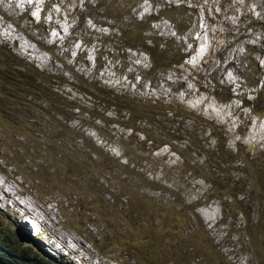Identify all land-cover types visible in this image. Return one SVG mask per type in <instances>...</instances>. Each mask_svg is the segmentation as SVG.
<instances>
[{"label": "rangeland", "instance_id": "374dc122", "mask_svg": "<svg viewBox=\"0 0 264 264\" xmlns=\"http://www.w3.org/2000/svg\"><path fill=\"white\" fill-rule=\"evenodd\" d=\"M61 1L58 3H64L65 9L67 5L75 6L79 0ZM55 5L56 0H0L3 21L0 46L12 48L16 57L34 66L39 64L44 70L55 67L47 53L50 50L57 61L75 65L79 72L86 73L85 61L94 67V50L74 42L78 38L61 21L62 13ZM40 9H43L41 14ZM143 9V17L151 14L158 19L153 28L163 39L174 37L176 28L184 32L178 43L182 64L177 72L168 75L170 85L162 84L161 89H172L178 93L175 99L184 109L220 124L217 132L226 138V161L231 163L215 168L207 157L186 153L182 166L181 159L165 152L166 161L160 163V171L165 169L164 177L168 175L175 182L183 167L182 184L171 187L172 192L144 190L145 197L140 199L136 198L137 188L131 182L133 196L126 206L116 209L112 202L92 203L89 194L69 185L67 171L61 167L63 163L47 156L18 159L20 144L6 129L0 113V199L5 201L0 202V234L7 239L15 236L21 245H32L34 248L26 254L37 263L43 260L49 264H80L79 255L85 257L90 252L95 261L100 259L106 264H260L257 245L264 236V119L256 116L259 114L255 109L246 106L254 103L256 92L259 93L256 99L264 104V77L260 79L263 85L259 84L257 89H248L246 82L251 77L249 70L253 63L264 73V0H144ZM246 45L250 46L249 51L243 52ZM199 47L206 53L200 49L205 55L198 61L194 53ZM246 58L250 61H244ZM139 60L137 54L129 52L117 60L102 53L100 77L112 87L124 90L129 78L138 74ZM75 67H70V71H76ZM0 94L3 93L0 91ZM229 94L235 100L227 104L219 102L218 98L226 99ZM243 98L246 103L241 105L237 101ZM0 105L13 107L14 102L0 98ZM82 119L86 124L81 136L90 135L97 142L98 134L92 128L94 121H87L85 116ZM256 126L254 135L251 131ZM195 134L204 143L205 132L199 130ZM253 139L258 140L253 142ZM208 143L213 145L211 140ZM88 150L93 152L90 146ZM89 157L86 151L84 164L76 165L79 172L89 167ZM71 158L76 155L72 154ZM18 162L20 166H13ZM151 162L158 165L155 157ZM193 164L211 171L210 179L217 185L215 190L231 189L225 192L230 197L222 200L231 217L222 220L218 202L208 198L210 185L200 179L194 181L189 168ZM94 168H89L85 182L90 192H96ZM159 179L162 184V174ZM3 187L12 193H2ZM14 193L23 197L21 203L10 202ZM250 193L258 196L260 202L250 200ZM174 197L177 200L172 203ZM253 203L260 205L259 225L240 213ZM12 204L16 207L6 208ZM32 208L40 210L50 224L46 226V235L40 238H35L31 226L27 227V219L36 222L37 213ZM24 212L26 221L22 219ZM53 236L72 253L70 260L63 250L57 252L52 248L56 244L51 245L48 240ZM74 243L79 249H74ZM15 257L28 261L17 254Z\"/></svg>", "mask_w": 264, "mask_h": 264}, {"label": "trees", "instance_id": "16d2710c", "mask_svg": "<svg viewBox=\"0 0 264 264\" xmlns=\"http://www.w3.org/2000/svg\"><path fill=\"white\" fill-rule=\"evenodd\" d=\"M58 2L63 1L56 0L55 5L62 13L61 21L78 38L74 42L94 49L96 66L91 68L85 61L87 72H79L75 65L67 66L57 61L51 52L55 67L40 71L16 57L12 48L0 46V91L3 93L0 98L14 102L13 107L0 105V113L6 129L20 144L21 151L16 153L18 159L47 156L63 163L61 167L67 171L69 185L89 194L92 203L112 202L116 209L126 206L133 196L131 182L135 183L136 198L140 199L145 197L144 190L172 192L165 183L161 184L160 172L156 169L157 166L160 168L164 158L155 157L157 166L151 162L154 155L164 152L165 148L181 159L182 166L186 153L207 157L215 168L222 167L225 162L231 163L226 161L228 152L224 134L217 132V127H221L184 109L175 99L177 92L167 87L169 93L161 89L162 84L170 85L168 75L177 72L182 64L178 43L183 31L176 28L174 37L163 39L153 28L158 19L152 15L141 16L143 0H79L75 6L67 5V12L63 7L65 4ZM245 48L244 52L248 49ZM126 52L144 57L145 62L137 67L138 74L129 78L127 88L121 90L100 77L103 68L100 55L105 53L117 60L123 59ZM70 67H75L76 71H70ZM250 72L247 81L253 88L257 86V71ZM228 98L218 99L228 102ZM261 104L252 108L256 114L264 115ZM84 116L87 121H94L92 128L98 134L97 142L90 135L87 138L81 136L85 131ZM199 130L205 132L204 143L195 134ZM209 140L213 145L208 143ZM89 146L93 152L88 150ZM86 151L90 153V165L82 173L76 165L84 164ZM72 154L76 158H71ZM107 163L106 168L98 167ZM13 166H20V163ZM91 166H96L93 171L96 192L85 187ZM189 168L194 181L200 179L210 185L208 198L218 201L223 215L227 216L222 199L230 197L225 192L231 189L215 190L217 185L210 179L211 171L197 164ZM184 173L182 167L180 176ZM180 176L179 173L176 175L177 185L182 184ZM248 198L260 202V198L251 193ZM176 200L174 197L171 202ZM258 210L260 205L253 203L240 213L259 225ZM31 250L23 248L14 238L7 239L0 234V261L3 264H49L43 260L41 263L32 261L26 254ZM257 253L261 257L260 264H264V236L258 241ZM15 254L28 261L18 260Z\"/></svg>", "mask_w": 264, "mask_h": 264}, {"label": "clouds", "instance_id": "9594fccd", "mask_svg": "<svg viewBox=\"0 0 264 264\" xmlns=\"http://www.w3.org/2000/svg\"><path fill=\"white\" fill-rule=\"evenodd\" d=\"M56 7V6H55ZM143 7H144V0H143V4H142V12H141V16H143L144 15V9H143ZM179 9V8H178ZM43 11V9H40V11H39V14H41V12ZM149 15H151V14H149ZM148 15V16H149ZM145 17V16H144ZM197 18V15L195 14V19ZM0 20L2 21V19H1V16H0ZM3 25V21L2 22H0V25ZM263 33H264V29H263ZM61 39V38H60ZM76 42H78V43H81V42H79V41H76ZM264 44V43H263ZM245 47H249L250 48V46L249 45H246ZM244 47V48H245ZM84 49H90V48H85L84 47ZM91 49H93V48H91ZM200 47H199V49H197L196 51H195V55H194V57L199 61L201 58L199 57V58H197V54H199V52H200ZM94 50V49H93ZM201 50H203V49H201ZM242 50H243V48H242ZM45 51V50H44ZM50 51V50H49ZM47 52V53H49V55L51 56V63H52V61L54 62V65H56L55 64V60H53L54 59V57L52 56V54H51V51L50 52ZM205 53H206V50H203ZM249 50L247 49L245 52H248ZM244 52V51H243ZM12 53L13 54H15V52H14V50L12 49ZM30 56H32L31 54H29ZM205 55V54H204ZM139 56V55H138ZM251 56V55H250ZM33 57V56H32ZM185 58L187 57V56H184ZM94 59H95V57H94ZM93 59V60H94ZM139 62H138V64L139 65H142V63L143 62H145L144 61V59H143V57H141V56H139ZM143 59V60H142ZM247 60H249L250 61V59L249 58H246ZM251 59H252V56H251ZM182 61H183V56H182ZM27 62H29V61H27ZM30 63V62H29ZM94 63V62H93ZM32 65V64H31ZM51 66H52V64H50ZM34 66V65H33ZM96 65H94V67H95ZM181 66V65H180ZM179 66V67H180ZM247 66V65H246ZM256 66H257V68H256ZM35 68H37L38 70H40V71H42V70H44V69H42L41 68V66L39 65V64H35V66H34ZM139 67V66H138ZM178 67V68H179ZM248 67V66H247ZM177 68V69H178ZM248 70V69H247ZM251 70H254V71H257V86L256 87H250V82H246V85H247V88L248 89H257L258 87H259V84L260 85H263V84H261V80L260 79H262V77H264V73H263V71H260V67H259V65L258 64H256V63H253V67H252V69H250L249 71H251ZM251 73V72H250ZM259 74H260V76H259ZM239 77V76H238ZM169 78V77H168ZM168 78H167V81H168ZM240 78V77H239ZM243 80H244V78H242ZM241 78H240V80H242ZM245 81V80H244ZM167 85V84H166ZM224 92H226L227 93V90H224ZM259 93H255V100L253 101L254 103H252L249 107L248 106H246L248 109H250V108H252L253 106L254 107H256V106H258V104L260 103L257 99H256V96L258 95ZM177 96V95H176ZM229 96V101L228 102H220V103H225V104H227V103H229V102H231V101H233V99L235 100V98H230V94L228 95ZM246 99V98H245ZM247 101H249L250 100V98L248 97V99H246ZM239 104H241V105H244L245 103H246V101L244 100V98L243 99H238V101H237ZM262 105V107H264V104L262 103L261 104ZM198 114V113H197ZM200 114V113H199ZM201 115V114H200ZM202 116V115H201ZM256 116H260V117H262V118H264V115H256ZM204 118H206V117H204ZM207 119V118H206ZM209 120V119H208ZM211 122H213L214 124H216L217 126H219L220 124H218L217 122H215L213 119L211 120ZM225 137V136H224ZM225 144H226V138H225ZM165 152H167L168 154H171V155H175V154H172V153H170L169 152V150H168V148H165L164 149V152H158L156 155H154V157H165L166 156V154H165ZM175 156H177V155H175ZM178 157V156H177ZM180 159V158H179ZM164 161H166L165 160V158H164ZM211 164V163H210ZM210 167V166H209ZM158 171L160 172V174H162V179H163V182L162 183H165L166 184V186L168 187V188H171V187H173V186H175V185H177V183H176V181L175 182H172L170 179H168L170 176H165L164 177V175H165V169H162L161 171H160V168L158 169ZM5 189V188H4ZM34 191H38L37 190V188H36V190H34ZM160 191H162V190H160ZM165 191V190H164ZM17 194V193H16ZM17 197H19V198H23V197H21L20 195H18L17 194ZM224 199V198H223ZM222 199V200H223ZM214 201H216V200H214ZM92 202V201H91ZM218 202V201H217ZM218 205H219V207H220V214H221V218H222V220H223V218H226V217H231L232 216V214L229 212V210L227 209V211H226V213H227V216H224L223 215V213H222V209H221V206H220V203L218 202ZM9 207H12V205H9ZM27 208H29V207H27ZM30 209V208H29ZM32 209H35V208H32ZM36 210V213L38 214L37 215V223L36 222H33L31 219H27V224L28 225H32V224H34V226H33V228H31V229H33V233L35 234L34 236H35V238L36 237H41V236H45L46 235V230H48L47 229V227L46 226H49L50 224L47 222V218L44 216V214L42 213V212H40V210H37V209H35ZM200 210V208L198 209V211ZM22 213H20V215H21ZM41 221H44V223H45V226L44 225H42V223H41ZM23 224V223H22ZM50 228V227H49ZM50 234H48V237L47 238H50V236H49ZM4 237H6V235L4 236ZM12 238H14L15 240H17V238L14 236V237H12ZM55 238H56V236H53V237H51V240H48L49 242H52V241H55ZM19 243V242H18ZM47 243V245L46 246H48V242H46ZM20 244V243H19ZM33 244L34 245H37L36 243H34L33 242ZM21 245V244H20ZM57 245V247H60V245H59V242L56 244ZM23 248H25V247H29V248H34L32 245H21ZM55 249V248H54ZM56 250V249H55ZM57 251V250H56ZM62 251V250H61ZM64 251V250H63ZM58 252V251H57ZM46 257H48V256H46ZM0 263H2L3 264V262H1L0 261Z\"/></svg>", "mask_w": 264, "mask_h": 264}, {"label": "bare ground", "instance_id": "6f19581e", "mask_svg": "<svg viewBox=\"0 0 264 264\" xmlns=\"http://www.w3.org/2000/svg\"><path fill=\"white\" fill-rule=\"evenodd\" d=\"M60 35H62L61 32H60ZM204 54H205L204 52H199V54H197V55H198L197 57H202V56H204ZM263 119H264V118H263ZM257 122H258V121H257ZM256 128L258 129V127L256 126V127L252 128L253 131H251V130H250V131L253 132V133H254V132H257V129H256ZM250 131H249V132H250ZM253 133H252V134H253ZM252 134H250V135H252ZM254 135H255V133H254ZM254 135H253V136H254ZM256 135H257V134H256ZM260 136H261V135H260ZM249 137H250V136H249ZM256 137H257V136H256ZM254 138H255V137H254ZM256 140H258V139H256ZM256 140L253 139L252 141L255 142ZM250 141H251V140H250ZM251 144H252V143H251ZM254 144H255V143H254ZM254 146H255V145H254ZM1 192H2V193H7V194L12 193V192H10V191L4 189V187H3V189L1 190ZM13 195H14L13 198H12L13 201H10V202L12 203V202L15 201V202H17V203H21V201H20L21 198L17 197V194H16V193H14ZM9 200H10V199H9ZM0 202H1V203H5V201H3V199H0ZM7 202H8V201H7ZM17 203H16V204H17ZM12 206L16 207L14 204H12ZM23 206H24V205H23ZM6 208H7V209H12V207H8V206H7ZM24 208H25V207H24ZM21 210L23 211V209H21ZM25 211H26V210H25ZM28 211H29V210H28ZM20 212H21V211H20ZM209 212H210V209H209L208 213H209ZM211 212H212V210H211ZM33 213H34V212H33ZM209 214H210V213H209ZM25 215H26V213L24 212V213H23V216H22V217H23V218H22L23 221H26V217H25ZM30 215H31V214H30ZM37 215H38V214H35V217H36V223H37ZM33 216H34V215H33ZM31 220H32V219H31ZM32 221H33V220H32ZM34 221H35V220H34ZM34 221H33V222H34ZM53 222H54V221H53ZM41 223H42V225L45 226L44 221H41ZM33 226H34V224L31 225L32 228H33ZM27 227L31 228L30 225L27 226ZM53 227H54V226H53ZM57 239H58V237L55 238V241L50 242V244L52 245L54 242H55V244H57V243L59 242V241H57ZM60 241H61V239H60ZM73 241H74V240H73ZM68 242L70 243L71 241H68ZM69 243H68V244H69ZM65 244H66V242H65ZM59 245H60V247H57V245H55V246L52 247V248H55L58 252H61V250H64V252H65V254H64L65 257L69 258V260H70L71 257L69 256V254H70L69 251H68L66 248H63V246H62V242H59ZM74 246H75L74 249H76V248H77V247H76L77 245H76L75 243H74ZM68 248H69V247H68ZM77 249H79V248H77ZM85 251H86V250H85ZM88 252H89V250L87 251V253H88ZM81 253H82V252H81ZM81 253H80V254H81ZM71 254H72V253H71ZM71 254H70V255H71ZM82 254H83V253H82ZM75 256H76V255H75ZM77 256H78V255H77ZM79 256H80V261H82V263H80V264H106V263H107V262H106V263H101V260H100V259H99V261H95V260H94L95 256L91 255L90 252L88 253V256H85V257H84V256H81V255H79ZM93 257H94V258H93ZM107 257H108V256H107ZM97 260H98V259H97ZM102 260H103V259H102ZM70 263H71V262H70ZM108 263H109V262H108ZM110 264H112V263H110Z\"/></svg>", "mask_w": 264, "mask_h": 264}]
</instances>
